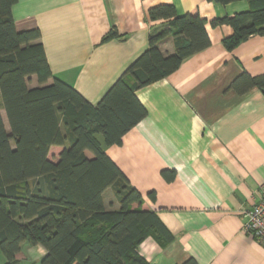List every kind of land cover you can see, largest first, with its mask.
<instances>
[{
  "label": "crops",
  "instance_id": "crops-1",
  "mask_svg": "<svg viewBox=\"0 0 264 264\" xmlns=\"http://www.w3.org/2000/svg\"><path fill=\"white\" fill-rule=\"evenodd\" d=\"M162 4L174 5L180 15L206 18L211 46L138 91L147 116L121 145L105 148L142 194L141 208L156 212L175 237L165 246L148 237L139 253L151 264L191 258L199 264H264V243L243 232L264 183V91L240 95L230 88L243 73L264 75V36L229 51L224 40L232 27L211 23L248 10L246 1L18 0L13 16L18 31H41L53 74L98 105L149 48L151 35L167 24L149 17ZM113 29L127 38L104 41ZM159 48L173 54L174 39ZM35 80L30 87L39 86ZM36 249L43 258L46 250ZM18 259H26L22 251Z\"/></svg>",
  "mask_w": 264,
  "mask_h": 264
},
{
  "label": "trees",
  "instance_id": "trees-1",
  "mask_svg": "<svg viewBox=\"0 0 264 264\" xmlns=\"http://www.w3.org/2000/svg\"><path fill=\"white\" fill-rule=\"evenodd\" d=\"M207 1L248 3V10L211 22L232 27L233 34L224 40L227 50L264 36V0ZM17 3L0 0V249L6 264H19L26 242L46 250L42 264H151L139 253L143 242L153 237L165 246L175 237L156 212L141 208L142 194L105 148L121 145L147 116L138 91L211 46L207 19L180 15L171 4L150 9L152 21L167 24L151 35L149 48L93 105L53 74L39 29L17 30ZM126 38L113 29L103 40ZM169 38L175 52L166 55L159 44ZM34 76L39 86L32 88ZM230 88L240 95L254 88L264 91V75L243 73ZM108 189L119 208L106 207ZM183 264L199 263L191 258Z\"/></svg>",
  "mask_w": 264,
  "mask_h": 264
},
{
  "label": "built area",
  "instance_id": "built-area-1",
  "mask_svg": "<svg viewBox=\"0 0 264 264\" xmlns=\"http://www.w3.org/2000/svg\"><path fill=\"white\" fill-rule=\"evenodd\" d=\"M260 201L247 212L243 232L250 238L264 243V183L260 187Z\"/></svg>",
  "mask_w": 264,
  "mask_h": 264
},
{
  "label": "rangeland",
  "instance_id": "rangeland-1",
  "mask_svg": "<svg viewBox=\"0 0 264 264\" xmlns=\"http://www.w3.org/2000/svg\"><path fill=\"white\" fill-rule=\"evenodd\" d=\"M34 84L37 85V80L34 81ZM4 121L6 126L8 127L7 119H5ZM31 185H34V183L31 182ZM105 199H106V204L108 205L107 207L109 209H114L119 206L112 190L107 191ZM21 251L22 254L26 256V259H21L19 261V264H42V256L38 253L36 246H33L26 242L22 245ZM6 263H7V259L3 254L2 250L0 249V264H6Z\"/></svg>",
  "mask_w": 264,
  "mask_h": 264
}]
</instances>
